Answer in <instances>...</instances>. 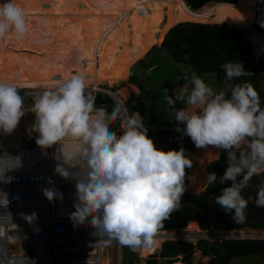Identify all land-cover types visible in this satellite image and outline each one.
<instances>
[{
	"label": "clouds",
	"instance_id": "1",
	"mask_svg": "<svg viewBox=\"0 0 264 264\" xmlns=\"http://www.w3.org/2000/svg\"><path fill=\"white\" fill-rule=\"evenodd\" d=\"M28 31L25 10L17 0L0 3V39L10 32L23 39ZM221 67L227 82L251 74L241 61L225 62ZM190 79L191 88L184 84L172 95L165 92L166 115L174 118L176 131L189 137L195 147L214 146L225 151L228 167L219 177L208 173L205 183L231 181L215 200L226 214H232L235 223H242L248 205L242 190L254 175L264 172L261 97L247 82L226 83L217 91L195 73ZM87 87L84 78L72 75L55 90L33 98L35 143L42 150L56 145L54 172L75 181L77 202L70 215L74 227L87 218L93 235L105 238V244L117 241L132 249L152 248L162 222L180 207L186 169L192 161L184 148H157L138 111L129 115L120 104L110 110L95 107L96 97L91 91L86 93ZM17 89L15 84L0 81V133L5 135H10L25 115ZM178 101L184 107L177 108ZM117 120L118 131L112 126ZM4 158L0 157V168L5 171L10 168L2 163ZM43 195L49 201L62 199V193L50 188L43 189ZM254 202L264 207V184ZM21 215L29 223L37 218L35 213ZM5 232L0 224V240L5 239ZM13 239L15 242L18 237Z\"/></svg>",
	"mask_w": 264,
	"mask_h": 264
},
{
	"label": "trees",
	"instance_id": "2",
	"mask_svg": "<svg viewBox=\"0 0 264 264\" xmlns=\"http://www.w3.org/2000/svg\"><path fill=\"white\" fill-rule=\"evenodd\" d=\"M18 4L25 10V14L30 17L34 13L43 14L46 10L43 0H17ZM186 5L192 10H199L211 2H226L238 4H255L256 0H183ZM225 8V7H224ZM45 10V11H44ZM227 11V9H225ZM246 10V9H245ZM235 11V10H234ZM247 11V10H246ZM225 13L224 11H220ZM250 16V22H254V13L247 11ZM216 13L203 19H195L189 15L184 16L177 21L166 34L160 46H154V49L164 50L168 56L176 63H189L196 71L203 73H213L217 80V91L223 89L226 83H250L256 89L261 97V104L264 106V55L254 54L253 44L247 40L246 30L232 27L235 26L231 20L232 18H239L240 13L230 17L226 15L225 21L217 20ZM224 14H220L223 16ZM103 18V19H102ZM117 18L114 11L106 8V14L103 17V12L100 8L98 0H74V3L67 9L66 14L59 18L56 25L49 31L47 39L51 42H57L59 45L69 47L71 49H78L96 30L97 25L101 22H109ZM249 23L248 20H240ZM235 22L239 25V22ZM221 23V24H220ZM250 24V23H249ZM231 25V26H229ZM63 34L65 38L61 39ZM42 35L44 33L42 32ZM120 45V44H118ZM53 45L48 46L51 48ZM144 56V55H143ZM143 56L137 58L141 59ZM118 56L116 54V62ZM242 62L244 67L251 72L248 76L235 78L231 82L225 79V72L221 67L225 62ZM36 64V61H33ZM118 65V63H116ZM133 65V64H132ZM119 68L113 81L112 78L103 79L101 85L109 84L113 87L118 83L125 81L130 75V67ZM150 67L155 66L150 74L160 69L158 57L150 61ZM123 72L121 75L119 72ZM88 71L82 67L74 66L64 75L67 80L72 75H79L82 78L88 76ZM179 83H183L184 77L178 72ZM52 80V79H50ZM130 82L138 85L141 89L139 95L130 97L125 101V106L129 115L132 112L138 111L144 118L148 109L156 108V101L160 93L152 89L146 90L142 83L131 76ZM115 82V84H114ZM163 83L162 88L168 90V94L172 95V84L175 82L173 77H166L160 81ZM88 82L86 84H89ZM28 86V85H27ZM105 86L104 88H107ZM95 107H108L110 110L117 103L108 94L98 92L95 94ZM180 102L178 101L176 107ZM168 116V115H167ZM171 125V146L173 150L184 148L188 156L193 150V143L189 137L184 136L182 132L176 131L177 122L174 118L169 117ZM156 120V119H155ZM154 120V122H155ZM113 130H119L120 120L114 122ZM183 128V125H180ZM121 134L120 132L117 133ZM153 139V138H152ZM153 142L154 139H153ZM219 158L207 166V172H215L217 177L221 176L228 167L227 157L224 150H221ZM189 168L186 169L185 186L186 191L181 197V204L178 210H174L169 214L159 228V234L169 232L164 230H181L187 226L191 221L198 222L201 229L210 228V221L208 217L209 199L213 194L221 195V189L231 185V181L224 184L214 182L208 185L205 191L200 194H192L189 192L187 185L189 182ZM264 184V172L259 175H254L246 188L242 190V195L248 200L246 208V218L242 223H235L232 219L231 213H225L220 207L217 215V223L220 229L229 230L232 233L234 230H261L264 231V207H257L255 205L256 192L259 187ZM197 245L201 248L204 255H211L210 264H229V262L238 257L260 255L264 257V239L260 238H227L223 240H214L209 242L207 239H200ZM196 245L191 241L186 240H165L162 243L160 253L150 255L147 260L148 264H156L161 258L163 264H172L178 260V256L182 255L183 262L191 263V258L195 251ZM124 264H139L141 257L132 255L127 246L123 247ZM205 264V263H201Z\"/></svg>",
	"mask_w": 264,
	"mask_h": 264
},
{
	"label": "rangeland",
	"instance_id": "3",
	"mask_svg": "<svg viewBox=\"0 0 264 264\" xmlns=\"http://www.w3.org/2000/svg\"><path fill=\"white\" fill-rule=\"evenodd\" d=\"M3 2L4 0H0V3H3ZM43 2L45 4L44 8L46 10V11L44 10L45 12L43 14L40 15L39 13H34L30 17L26 15V22H27L28 29H29L26 36L23 39H17L15 35L13 36L15 37V39H17L15 40L16 47L14 45L12 49L13 51L9 50V47H6L7 51L5 52V54H9V55L8 57L5 58L4 60L5 63H10L12 61V58H9L10 53L12 54L11 56H14V50L15 52L18 50H22L21 48H25L24 44H27L29 47L41 52L42 54H46V52H48L47 47L49 44H46L45 37L49 36V31L56 25V22L58 21V19L63 17L66 14L67 9L70 8V6L74 3V0H43ZM131 4L132 2L128 3L127 6H130ZM99 5L103 12V17H104L106 14V8L108 9L110 8L107 7L106 5L100 4V2H99ZM242 5L245 6L247 4H242ZM242 5L240 4L234 5L237 8L224 5L223 7L225 8H220V6H218L216 2H211L207 4L206 6L209 7L208 9L212 8L213 12L217 14L216 15L217 20L225 21L227 20V19H224L226 15H229L230 17L235 16L236 11H237V14L239 12L243 17L245 16L244 18H250V16L247 14V11L242 7ZM127 6L122 8L120 14H117L114 12L117 16L115 20H112L109 22H101L100 24L97 25V28L93 32V34L89 36V38L78 49H76V50H79L81 53L80 61L68 67L63 72H61L60 73L61 76L60 75L54 76V72L56 70L57 71L60 70L59 64L55 63L57 67L52 70V74H51L52 80L50 79L46 81L42 80V82L41 83L39 82L38 85H34L32 83V80L34 79L33 76H34L35 65H33L31 67L32 69L30 70L23 69L24 70L23 72L25 73V75L28 77L29 80L27 81L26 85H20V86H27V85L33 86L34 89H42L41 92L43 93L45 90H48L49 86H52V85L60 86L64 81H66L64 79L65 73L68 72L74 66H81L90 71V69H92V64H95V56H97V58L99 57L98 58L99 64L104 67V71L102 73L103 75L105 73L115 71L116 68L119 67L120 65L121 66L123 65L124 67L128 65H132L137 61V58L144 55L142 58L144 62L147 63V65H150V61L156 59L157 57L159 59L160 69L157 71H154L153 72L154 75H151V78L149 76L150 82H152V84L154 85H163V83L160 82L161 80H163L166 77H173L175 82L172 84V87H171L172 91L176 88L183 86L184 84H188L189 88H191L190 78L192 74L195 73L197 76L201 77L208 85H210L215 90H217V80H216L215 74L196 71L194 67L189 63H176L168 56L166 51L164 50L158 51L157 49L153 48L154 46H157V47L159 46L156 44L158 43L161 30L169 19L174 18L176 20H180L184 16L189 15V14L185 13L182 9H180L177 6L165 5L162 10V15H161V19H162L161 25L151 34L150 38L148 37L145 39L142 38V41L139 44H134L135 42L133 41V34L135 33V31L138 30V23L136 19L133 18L132 16H129L126 18L127 21H124V20L118 21L119 18L121 17L120 15L126 13L125 11L129 8ZM225 9H227V11ZM220 11H224L225 13H221ZM220 14H224V15L220 16ZM189 16L193 17L191 15ZM195 19H198V18H195ZM117 22H120V23L118 24ZM31 27L36 29V32L34 34H31L30 32ZM232 27H236V26H232ZM109 28L112 29L110 32L111 35H109L107 41L101 46L100 50L98 52H95L94 49H95L96 32L97 31L99 32L100 30L101 32L105 33ZM236 28H240V27H236ZM240 29H243V28H240ZM42 32L44 33V35H42ZM65 37L66 35L63 34L61 39ZM1 40L2 39H0V41ZM13 42L14 41L9 42V43H11L12 45ZM3 43H0V50L3 47ZM52 44L55 45L57 43H52ZM59 50L60 52L55 53V55L53 56L54 57L53 59L56 60L54 62H59L60 58L63 57V55L65 54L67 50H74V49L68 48L66 46L65 47L61 46ZM25 52L26 54H28V51H25ZM25 52L23 51V53ZM116 54L118 56L117 62H116ZM27 57L30 59V56H27ZM116 63H118V65ZM28 64L31 66L32 63L28 62ZM178 72H180L181 75L185 78L183 80L184 81L183 83H179L180 79L179 77H176L178 76ZM129 79H130V76L125 81H122V83L120 82L111 88L108 87L106 84L105 85L99 84V86L101 87L100 89L98 90L94 89V90H89V91H91L92 94L95 95L98 92L105 93L103 90H108V92L109 91L113 92L114 95L121 98L122 101L125 103V101H127L130 97H135L141 92V89L138 87V85H135L134 83L130 82ZM88 80L90 82L93 81L92 75H90ZM18 82H21V81L18 80ZM105 86H107V88H104ZM155 90H157L160 93V96L156 101V108H153L152 110L148 109L146 116L143 118L144 123L148 128L147 134L149 137L154 139L155 141L154 144L157 148L163 149L165 151L173 150L171 146V133H170L171 123L169 121L168 116L166 115V112L168 111V105H167L166 100L164 99L165 92L167 91L168 93V90L162 88V86L155 88ZM21 97L23 98V110L27 112L28 122L32 123L34 121V114L31 112V108H32L33 98L37 96L29 97L26 95H21ZM112 98L117 104L121 105L118 99H116L115 97H112ZM181 107H184L182 102L178 104L177 108H181ZM103 108H105L106 110H109L108 107H103ZM122 108L124 107L122 106ZM208 149L197 148L195 147V145H193V150L188 155V157L192 161V166L191 168H189V177H191V179H189L187 188L189 192L192 194H200L201 192L205 191V189L208 186V184L205 183L206 175L208 174L207 165L211 160H216L217 158H219V154H218V156L215 158L213 157L212 159L203 161V165H202L203 172L199 176L198 181L195 183L196 185L192 186V180L196 176L195 171L200 166L203 156L208 153ZM199 229L200 230L195 231V232H188L183 229H181L178 232H176L175 230L169 231L170 232L169 234H172V235L173 234H183L185 236L187 233H191L190 241L194 243L196 247H195L193 256L191 258L190 264H201V263L210 264V260L212 259V256L204 255L201 248L197 245L198 241L202 239V237L204 239H207L209 242H213L214 240H220L225 236L264 235V231L254 230V229H247V230H234L233 229L232 233H228L229 230L220 229L218 227V223L215 227H210L208 229H201L200 227ZM116 244H117V241H112L111 243L107 244L109 246L107 248L108 250L107 253H110V250L115 249ZM109 256H110V259L112 260L111 255ZM122 257H123L122 264H124L125 261H124L123 252L121 255V259ZM182 258L183 256L179 255L177 261L183 262ZM113 261H114L113 262L114 264H118V262L115 259H113ZM229 264H264V257L260 255L242 256V257L232 259L229 262Z\"/></svg>",
	"mask_w": 264,
	"mask_h": 264
},
{
	"label": "built area",
	"instance_id": "4",
	"mask_svg": "<svg viewBox=\"0 0 264 264\" xmlns=\"http://www.w3.org/2000/svg\"><path fill=\"white\" fill-rule=\"evenodd\" d=\"M258 6L255 22L243 29L247 40L253 44L254 54L264 55V27L260 21L261 15L264 18V0H259ZM25 119L18 146L9 148L7 135L0 133V157H5L2 163L10 168L5 171L0 168V224L6 229L5 239L0 240V264H101L104 255H111V264H114L113 259L121 264L124 245L117 242L115 249L107 253L109 246L103 242L104 238L93 235L89 219L73 226L70 215L77 202L75 181H57L53 158L56 145L47 150L38 147L35 123L28 122L27 112ZM45 188L62 193V199L49 201L43 195ZM32 213L37 217L32 223L22 218L21 214ZM159 231L155 237L160 236ZM190 234H169L164 241H190ZM13 236L18 240L14 242ZM227 238L264 239V235L225 236L220 240ZM160 247L150 254L158 252ZM127 248L138 257L144 249Z\"/></svg>",
	"mask_w": 264,
	"mask_h": 264
},
{
	"label": "bare ground",
	"instance_id": "5",
	"mask_svg": "<svg viewBox=\"0 0 264 264\" xmlns=\"http://www.w3.org/2000/svg\"><path fill=\"white\" fill-rule=\"evenodd\" d=\"M99 2L102 5H106L107 7H109L111 10H113L117 14H120L122 8L126 7L128 5V3L132 2V4L130 6H127L129 8L125 11L126 13L120 15L121 17L119 18L118 21H122V20L127 21L126 18L129 16H132L133 18L136 19V21L138 23V30L135 31V33L133 34V41L135 42L134 44H139L142 41V38H144V39L147 37L150 38L151 34L161 25V23H162L161 15H162V10H163L165 5L177 6L180 9H182L185 13H187V14L195 17V18H198V19L206 18V17H208V15L211 12H213L212 8L208 9L209 7H207V6L201 8L199 10H192V9L188 8L187 5L182 0H99ZM258 3H259V0H256L255 4H253V5H250V4H247L245 6L242 5V7L246 8V10H249V11L254 13V22L256 20V11L259 7ZM234 4H236V3H227L226 4V2H220V3H218V6H220V8L221 7L224 8L223 7L224 5L232 6ZM177 21H179V20H176L174 18L169 19L167 21V23L163 26V28L161 30V33H160V36L158 39V43L156 45H159L163 42L166 34L169 32L170 28ZM260 21L264 22L263 15L260 16ZM117 23L119 24L120 22H117ZM253 23L250 22V24H249L245 21H240L239 25H241L243 27H247ZM235 26H237V25H235ZM237 27H239V26H237ZM110 28L105 33L101 32L100 30H99V32L97 31L96 34L94 33L95 37H96L95 49H94L95 52H98L100 50L101 46L107 41L109 35H111L110 32L112 29H110ZM116 28H117V26H116ZM30 32H31V34H34L36 32V29L31 27ZM12 35H14V34H12ZM24 45H25V48H21L22 50H18L16 52L14 50V54L16 55V59H14V61L12 60L10 63L2 62L1 67H0V81H3L5 83H10V84H15L18 88L17 92L19 95H26L29 97L39 96L40 94H42V92H41L42 89H34L33 86H29V85L28 86H20L19 83H21V84L24 83L26 85L27 81L29 80L28 77L23 72L24 71L23 69L30 70L31 67L29 66L28 62L32 63L33 61H37V60L42 59L41 62H39V64H38V69L37 70L34 69V74L38 75L39 71H40V73L43 72V69H45L47 64H49V62L52 59L51 55H53V53H49L46 56H44L41 52L34 50L33 48L29 47L27 44H24ZM19 49H20V47H19ZM23 51L24 52L28 51V54H26V52L23 53ZM54 51H56V48H53V52ZM27 56H30V59ZM80 58H81V53L79 50H67L65 52V54L63 55V57H61L60 60L58 59L59 60L58 64H59L60 70L59 71L56 70L54 72V76H56V75L59 76L60 73L63 72L64 70H66L68 67L72 66L75 63H78L80 61ZM52 61L54 62L55 60L52 59ZM128 66L124 67L123 65L122 66L120 65L119 67L116 68L115 71H113V72L111 71L109 73H105L103 75H100L99 81L106 79V78H109V77H111L112 81H113L115 75L117 74V70L119 68H127ZM122 73H123L122 71L119 72L120 75ZM48 79H49V77L44 78L45 81ZM18 80H20L21 82H18ZM42 80L43 79H42L41 74H40V77H38V76L34 77V79L32 80V83L34 85H38V83L39 82L41 83ZM85 81L89 82L86 79H85ZM87 85H88V87L85 89V91H87V92L89 90H94V89L98 90L101 88L97 83H94L93 81ZM57 87H59V86H53L52 85V86L48 87V90H55ZM25 118H26V112H25V115L22 116L20 121L18 122L16 129L10 135H7V146L9 148L16 147L20 144L21 137L23 135V128H24V125L26 124ZM208 148L210 149V151ZM208 148H207L208 153L205 155L203 154L204 156L201 160L200 166L195 171L196 176L192 180V186L196 185L195 183L198 181L199 176L203 172V168H202L203 161L212 159L213 157L215 158L218 156V154L220 155L219 149L214 148V146H209ZM57 163L58 162L55 160V166ZM76 170L77 169H70V171H76ZM55 175H56L57 181L60 183H67V182H71L74 180L71 178L65 179L56 173H55ZM200 187H202V186H200ZM199 228H200V226L198 225L197 222L191 221L187 224L186 227L183 228V230L188 231V232H195V231L200 230ZM169 233L170 232H165V233L160 234V236H156L154 238L155 239V245L152 248H144L142 251V255H148V254L154 252L158 247L161 246L162 242L164 241L165 238L168 237ZM101 264H111L110 256L104 255L101 258ZM172 264H186V263H184L182 261H176Z\"/></svg>",
	"mask_w": 264,
	"mask_h": 264
},
{
	"label": "water",
	"instance_id": "6",
	"mask_svg": "<svg viewBox=\"0 0 264 264\" xmlns=\"http://www.w3.org/2000/svg\"><path fill=\"white\" fill-rule=\"evenodd\" d=\"M161 44H159V46ZM154 67L155 66L147 67L145 65V62H144L143 58H141V59L137 60L130 67V76L136 77L142 83V86L146 90H152V89L158 88L161 85H154L149 80V76H150L151 72L153 71ZM107 93L110 94L112 97H115L116 99H118L119 102L121 103V105L124 108H126L125 103L122 101L121 98H119L116 95H114L113 92H111V91L108 92V90H107ZM127 112H128V110H127ZM220 154H221V151H220ZM213 161H215V160H211L209 163H211ZM214 201H215V205L208 204V217H209V221H210V227H215L217 225V215H218V211L220 209V205L216 203V200H214Z\"/></svg>",
	"mask_w": 264,
	"mask_h": 264
},
{
	"label": "flooded vegetation",
	"instance_id": "7",
	"mask_svg": "<svg viewBox=\"0 0 264 264\" xmlns=\"http://www.w3.org/2000/svg\"><path fill=\"white\" fill-rule=\"evenodd\" d=\"M183 1V0H182ZM184 2V1H183ZM185 3V2H184ZM186 4V3H185ZM188 7V6H187ZM189 8V7H188ZM244 9H246L245 7H243ZM167 23V22H166ZM165 23V24H166ZM9 35H7V37H8ZM45 41H46V43L47 44H49L48 46H50V45H53L51 48H49V50H48V47H47V51L48 52H46V54L44 55V56H46L47 54H49V53H53V55H51L52 57V59L54 58L53 56L55 55V53H59L60 52V50H59V48H61V46L62 45H59V43H57V42H50L48 39H47V37H45ZM5 42V41H4ZM0 43H3V40H1L0 41ZM9 43V42H8ZM51 43V44H50ZM52 43H57V44H52ZM62 47H65V46H62ZM53 48H56V51H54L53 52ZM69 48V47H68ZM43 56V57H44ZM94 56H95V54H94ZM99 58V57H98ZM98 58H97V56H95V64H92V69H90V71H91V73H90V71L88 70V69H86V68H83V69H86L87 71H88V76L86 77V78H84V79H86V80H88L89 79V77H90V75H92V79H93V81L95 82H98V83H100V85L102 84V82L104 81V80H101V81H99V77H100V75H102V73H103V71H104V67L102 66V65H100L99 64V60H98ZM52 59H51V61H52ZM42 60V59H41ZM41 60L39 61V62H41ZM38 61V60H37ZM37 61H36V63H37ZM49 62V64H47V66L45 67V69H43V72H41L40 74H41V77H42V79L44 80V78H48L49 77V79H52L51 78V74H52V70L54 69V68H56L57 67V65H55V63H58V62ZM56 61V60H55ZM39 64V63H38ZM34 65V63L32 62V64H31V66H33ZM145 65L147 66V67H150L149 65H147V63L145 62ZM78 67H81V66H78ZM35 68H36V70L38 69V67H36V65H35ZM39 74V75H40ZM66 74V73H65ZM131 77V76H130ZM89 81V80H88ZM114 84H115V82H114ZM108 86H109V84H108ZM213 195H215V196H213ZM211 197H210V199H209V204H212V205H215V198L217 197V196H219V195H217V194H213Z\"/></svg>",
	"mask_w": 264,
	"mask_h": 264
},
{
	"label": "crops",
	"instance_id": "8",
	"mask_svg": "<svg viewBox=\"0 0 264 264\" xmlns=\"http://www.w3.org/2000/svg\"><path fill=\"white\" fill-rule=\"evenodd\" d=\"M218 4V3H217ZM225 4V3H224ZM227 4V3H226ZM238 3H236V4H234V5H237ZM234 5H232L231 7H233V8H237V7H235ZM239 5V4H238ZM240 5H242V4H240ZM222 8V7H221ZM247 11H249V10H247ZM214 12H211L209 15H208V17L209 16H211L212 14H213ZM235 14H237V11L235 12ZM235 17H239V18H232V20H231V22L234 24V25H236V23L235 22H237V21H240V20H248V21H250L248 18H244L241 14L239 15V16H235ZM207 18V17H206ZM202 19V18H201ZM250 23V22H249ZM238 26V25H237ZM9 36L8 37H6V39H2L3 40V47L1 48V50H0V67H1V64H2V62H4V60H5V58L6 57H8V55L9 54H5V52L7 51V48L6 47H9V50H11V51H13L12 49H13V47H14V45H15V40H17V39H15V37H13L14 35H12V33L10 32L9 34H8ZM12 42V41H14L13 42V44L11 45V43H7V42ZM11 46V47H10ZM15 47H16V45H15ZM12 54L10 53V57L9 58H12V60L14 61V59H16V55L14 54V56H11ZM43 55H45V54H43ZM39 61L40 60H38L37 61V63L36 64H34V65H36V67H38V63H39ZM30 66V65H29ZM30 67H32V66H30ZM32 69V68H31ZM34 69H36V68H34ZM39 74H40V71H39ZM36 75V74H34V76L33 77H36V76H38V77H40V75ZM90 82V81H89ZM94 82V81H93ZM86 83H88V82H86ZM94 83H97L98 85L100 84V83H98V82H94ZM20 85H25L24 83L23 84H21V83H19ZM19 86V85H18ZM109 87V86H108ZM139 95V94H138ZM137 96V95H136ZM170 147V146H169ZM198 225H199V223H198ZM164 231H172V230H164ZM161 248V247H160ZM160 251H161V249H159V251L157 252L158 254L160 253ZM150 255L151 254H148V255H141L140 257H141V261H140V263L139 264H148L147 263V260L146 259H148L149 257H150ZM122 262H123V257H122V259H121V264H122ZM163 263V261H162V259L160 258L159 259V261L156 263V264H162Z\"/></svg>",
	"mask_w": 264,
	"mask_h": 264
}]
</instances>
